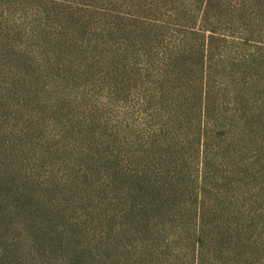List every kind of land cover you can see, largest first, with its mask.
Segmentation results:
<instances>
[{
  "label": "rangeland",
  "instance_id": "rangeland-1",
  "mask_svg": "<svg viewBox=\"0 0 264 264\" xmlns=\"http://www.w3.org/2000/svg\"><path fill=\"white\" fill-rule=\"evenodd\" d=\"M255 45L264 0H0V264H264ZM177 47L216 95L166 200L145 102Z\"/></svg>",
  "mask_w": 264,
  "mask_h": 264
},
{
  "label": "trees",
  "instance_id": "trees-1",
  "mask_svg": "<svg viewBox=\"0 0 264 264\" xmlns=\"http://www.w3.org/2000/svg\"><path fill=\"white\" fill-rule=\"evenodd\" d=\"M235 13L232 14V17ZM254 67L253 72L257 76V79L252 86L254 93L253 101L258 103L262 84L264 80V70L259 64V58L262 57L260 47L255 45ZM257 49V50H256ZM187 51L185 47H177L171 53H166L161 62L160 74L158 78L152 83V91L150 98H146L147 110L151 111L150 126L148 127L149 134H146V139L151 146L147 152H150L151 156H154L155 151L162 155L166 153L164 157L165 172L162 175H158L161 179H166L167 184L163 190L164 199H172L181 192V182L184 175L183 161L184 158L181 154H176V151L172 153L167 145H170L171 140L178 138L179 125L183 127L185 121L192 127H196L199 132H196L192 137L196 145V154L199 160V153L203 148V137L195 135L202 134L200 132L203 120L210 110V103H213L214 90L211 86V79L208 78V68L206 67L208 50L203 48L202 54H200L201 62L198 63L195 68H188ZM251 67V63H247ZM220 74H222L220 72ZM223 76V75H222ZM216 77V76H215ZM232 94L242 102L243 91L241 85H234ZM219 91H217V94ZM230 94V91H223L221 95ZM190 119H192L191 122ZM157 121V125L153 124ZM187 124V125H188ZM156 136L159 138L156 139ZM196 137V138H195ZM163 143L165 147L163 149H156V143ZM145 179V175H144Z\"/></svg>",
  "mask_w": 264,
  "mask_h": 264
}]
</instances>
